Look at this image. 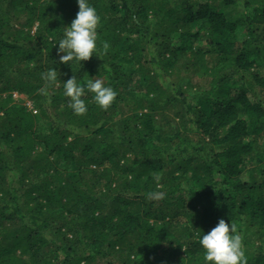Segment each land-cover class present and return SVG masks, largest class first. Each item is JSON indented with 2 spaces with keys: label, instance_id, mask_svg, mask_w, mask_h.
I'll return each instance as SVG.
<instances>
[{
  "label": "trees",
  "instance_id": "16d2710c",
  "mask_svg": "<svg viewBox=\"0 0 264 264\" xmlns=\"http://www.w3.org/2000/svg\"><path fill=\"white\" fill-rule=\"evenodd\" d=\"M89 2L79 65L53 44L76 0H0V264H202L221 218L264 264V0ZM73 75L116 97L74 114Z\"/></svg>",
  "mask_w": 264,
  "mask_h": 264
},
{
  "label": "clouds",
  "instance_id": "9594fccd",
  "mask_svg": "<svg viewBox=\"0 0 264 264\" xmlns=\"http://www.w3.org/2000/svg\"><path fill=\"white\" fill-rule=\"evenodd\" d=\"M78 11L71 22L64 27L62 37L54 42L58 45L57 53H65L59 56L61 63L88 60L97 50V26L100 20L96 9L89 0H76ZM108 44L103 45L105 52ZM46 84H52L57 80V71L54 68L46 71L41 77ZM63 95L68 97V107L76 115H83L87 111L85 101L81 98L85 89L92 93L93 101L101 108L107 109L116 97V92L110 86H106L101 79H89L83 85L77 83L76 76L69 77L63 83ZM41 94H46L41 88ZM163 199L164 193L153 194ZM197 243L203 249L202 264H244L241 250V236L234 225L219 219L214 227L207 233L199 230L194 233Z\"/></svg>",
  "mask_w": 264,
  "mask_h": 264
},
{
  "label": "rangeland",
  "instance_id": "374dc122",
  "mask_svg": "<svg viewBox=\"0 0 264 264\" xmlns=\"http://www.w3.org/2000/svg\"><path fill=\"white\" fill-rule=\"evenodd\" d=\"M222 7H223L225 13H227L229 15H232V16L235 14V8H234L233 5H229V6L223 5ZM13 97L16 98V99H19V100L21 99L22 102H24L28 107H32L33 106L32 101L29 98H27L26 95H24V94H21V93L18 94V93L15 92L13 94ZM47 125L48 124L46 122H43V127H46ZM260 140H261V142H264L263 141L264 137L262 139L260 138ZM54 157H56V158L61 157V153H56ZM248 242H249V246L255 245L257 243V244L262 245V247H264V235H263V233H260L257 236H255V235L250 236V239H249Z\"/></svg>",
  "mask_w": 264,
  "mask_h": 264
}]
</instances>
